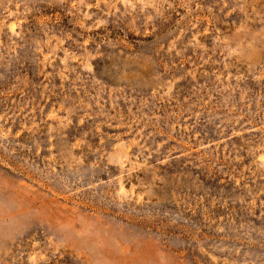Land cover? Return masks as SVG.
<instances>
[{
    "label": "rangeland",
    "instance_id": "obj_1",
    "mask_svg": "<svg viewBox=\"0 0 264 264\" xmlns=\"http://www.w3.org/2000/svg\"><path fill=\"white\" fill-rule=\"evenodd\" d=\"M0 264H264V0H0Z\"/></svg>",
    "mask_w": 264,
    "mask_h": 264
}]
</instances>
